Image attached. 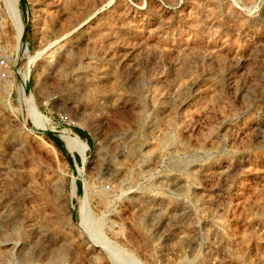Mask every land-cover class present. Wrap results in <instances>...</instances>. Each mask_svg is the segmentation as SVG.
Returning <instances> with one entry per match:
<instances>
[{"label": "rangeland", "instance_id": "rangeland-1", "mask_svg": "<svg viewBox=\"0 0 264 264\" xmlns=\"http://www.w3.org/2000/svg\"><path fill=\"white\" fill-rule=\"evenodd\" d=\"M18 7L0 264H264V0ZM19 48L0 0V54Z\"/></svg>", "mask_w": 264, "mask_h": 264}, {"label": "built area", "instance_id": "built-area-1", "mask_svg": "<svg viewBox=\"0 0 264 264\" xmlns=\"http://www.w3.org/2000/svg\"><path fill=\"white\" fill-rule=\"evenodd\" d=\"M22 33H23V30H22ZM22 33H21V36H22ZM21 43H22V47L19 49H16L15 54L13 55H11V53L10 54L8 53L0 54V78H6L10 74L11 71L19 75L18 99H20L19 97L20 94H22V96L25 97V86H26L27 80L29 79L30 67H31L30 62H27L25 69L22 67V65L18 64L17 58H18V52L20 49H21V53L29 54L28 41L27 40L24 42L21 41ZM54 55L55 53L53 50L48 51L46 53L48 61H52L54 59ZM58 116L63 121L68 119V116L63 113H59ZM74 152H76L77 155L81 158L79 151L72 150L71 154L74 155Z\"/></svg>", "mask_w": 264, "mask_h": 264}, {"label": "bare ground", "instance_id": "bare-ground-1", "mask_svg": "<svg viewBox=\"0 0 264 264\" xmlns=\"http://www.w3.org/2000/svg\"><path fill=\"white\" fill-rule=\"evenodd\" d=\"M7 3L8 14L11 19L13 25V39H14V46L15 48H19L21 43V33L23 30V22L20 17V11L18 7V0H5ZM23 38V37H22ZM66 134L67 142L66 147L68 150H77L79 151L80 155L84 156L88 147V144L81 140L80 138L71 136L69 133L64 132Z\"/></svg>", "mask_w": 264, "mask_h": 264}]
</instances>
